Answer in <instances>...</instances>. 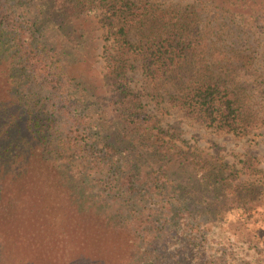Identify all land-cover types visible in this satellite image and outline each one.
I'll return each instance as SVG.
<instances>
[{"label": "trees", "instance_id": "trees-1", "mask_svg": "<svg viewBox=\"0 0 264 264\" xmlns=\"http://www.w3.org/2000/svg\"><path fill=\"white\" fill-rule=\"evenodd\" d=\"M83 53L100 59L104 110ZM1 86L0 264L6 238L16 264H264L250 244L228 257L222 221L194 215L263 189L164 119L264 142V0H0ZM32 184L56 191L30 202ZM49 197L66 225L29 236Z\"/></svg>", "mask_w": 264, "mask_h": 264}, {"label": "rangeland", "instance_id": "rangeland-1", "mask_svg": "<svg viewBox=\"0 0 264 264\" xmlns=\"http://www.w3.org/2000/svg\"><path fill=\"white\" fill-rule=\"evenodd\" d=\"M83 54L85 55L84 66H86L87 71L89 68V84H91L95 93L99 96L98 100L93 101L95 102L93 107H98L101 110H104L105 108L101 107V105L106 103L104 98H109L110 94L105 93L108 87H105L104 83H102V76L100 75L101 69L99 68L100 59H92L89 54ZM94 62H96V64H94ZM95 65L96 67L94 68L93 66ZM140 73L141 71L139 67H137V70L130 75L132 85L138 89L142 86V78ZM2 88L3 86L0 87V94L6 97L8 95V87L5 86L3 89ZM164 119L166 123L181 129L187 146H194L195 144L199 145L204 154H210L220 162L229 163L232 170L238 171V175L243 179L248 177L254 178L249 179L251 180L250 182L256 184L255 187L263 189L264 192V142L261 143L260 139L255 137L238 138L228 133L214 132L198 123L189 121L188 119L184 118L182 114H178L175 110H171L167 114L164 113ZM254 159L257 160L254 161ZM249 166H251V168L254 166V168L250 169ZM40 174H42V172H40ZM50 185L53 186V191L51 193L46 192L44 195L38 194L40 190L34 184H32L30 188L27 187L26 190L23 191L27 194V201L34 202L35 198H37L39 201H44V197L47 194H54L53 192L56 191L55 185ZM46 187L49 188L48 186ZM46 187H42V189ZM221 200L223 203H225V199ZM47 201L51 204V206L48 205L50 213L47 215V218H44V212L42 214L40 210L37 209L38 204H36V208L33 209L32 213L29 214L28 212L25 214V222L27 223L23 224L22 226L24 232L29 236H34L37 234L39 236L37 237L38 239H43L46 237L49 229L54 230L66 225L62 212L59 210L57 205H55L56 200L50 198V201L49 199ZM213 202L214 199L205 197L200 207L203 210L200 212H194V215L202 216V218L207 221L205 230H209L214 224L215 220L218 221L219 219L222 221L225 226L224 230L222 231V236L229 238L231 243L228 257H232L239 248L241 249L247 244L255 246L264 253V201L251 202L253 204L244 206V209L231 208L229 210L221 209V202L219 203L218 211L212 212L218 206L216 203L213 205ZM38 207L42 208L43 205H39ZM45 213H47V211H45ZM44 220L48 222L46 223ZM23 221L24 220L21 222ZM211 233L214 235H219V232H217L215 229H213ZM73 234L74 238L76 235V238L78 239L82 236L75 229H73ZM68 236H70L71 241L65 238L63 243L66 242L68 244L69 241L72 242L73 235L68 234ZM7 240V238L4 240L3 246L5 260L10 262V264H16L18 263L16 262V259L18 257L21 258V254L19 252H11L9 247L11 243ZM73 243L76 244V242ZM73 243L71 246H75ZM42 244L43 242H41V245ZM42 248L45 249L43 245ZM40 255L42 256V254Z\"/></svg>", "mask_w": 264, "mask_h": 264}]
</instances>
